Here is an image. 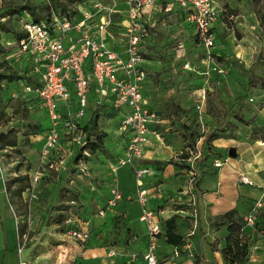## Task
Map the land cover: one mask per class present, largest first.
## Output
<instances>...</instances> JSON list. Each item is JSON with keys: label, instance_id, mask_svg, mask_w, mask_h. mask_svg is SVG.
Here are the masks:
<instances>
[{"label": "rangeland", "instance_id": "1", "mask_svg": "<svg viewBox=\"0 0 264 264\" xmlns=\"http://www.w3.org/2000/svg\"><path fill=\"white\" fill-rule=\"evenodd\" d=\"M102 1L108 3L111 0ZM217 2L225 7L223 23L218 24L223 31L221 34L216 32L217 39L210 49L211 54L197 44L192 31H188L190 27L179 22L167 26L159 44L150 46L148 50L153 60L152 79L160 89L156 108L163 122L158 129L167 144L180 143V152L170 160L175 158L185 167L191 168L192 165L200 170L204 169L206 161H213L214 156L222 161L227 158L222 165L231 161L227 155L230 146H237L238 155H247L255 138L264 141V124L254 121L258 109L264 106V102L259 103L260 95L257 92L260 78L264 77V36L259 25L264 15V0ZM25 3L44 16L59 10L61 4L67 8H75L78 4L70 0H0V23L19 30L18 14L12 11L15 6ZM0 44L4 48L0 62L8 60L11 69L21 71L25 61H12L15 56L11 50L16 43L9 32L1 29ZM8 67L7 63L3 65L0 73L7 71L5 68ZM251 74L255 75L253 85H249ZM24 87L19 81L7 83L0 80V131L13 128L17 140L14 147L0 148V166L3 170L0 205L3 210L10 211L7 220H4V215L2 219L0 216L1 250L4 231L7 232L11 226L16 233V221L19 243L25 241V247L34 245L39 251L53 250L58 243L67 242L66 234L73 223L76 227L84 225L92 243L97 241L110 245L115 262L133 264L132 258L140 256L144 249L140 248L137 235L125 228L122 209L126 201L132 199L125 196L119 206H116L118 203L114 207L107 204L113 179L118 177L107 160H114L119 155L124 140V136L120 135L122 133L117 131L116 113L113 114L109 105H99V116L87 131L86 136L91 141L102 139L101 145L87 156L92 158V163L85 169L88 177L79 170L83 167L80 161L86 158L81 156L75 165L76 159L70 156L74 145H71L70 137L66 134L61 137L60 158L65 162L71 159L70 162L62 167L60 174L54 169L33 184L29 176L37 165L39 143L51 126V120L44 107L37 104ZM174 105L184 109L177 112L178 117L171 112ZM85 112L89 116V111ZM209 134L218 138L203 147L201 158H195L194 151L190 152L189 148L192 139L201 143ZM75 149L74 153L77 147ZM256 154L261 158L262 151ZM251 156L256 159L253 154ZM25 174L27 179L9 184L11 178ZM193 183L195 186V179ZM22 185L25 188L19 192ZM32 191L35 196L30 195ZM8 218L12 219V224ZM157 252L159 264H192L183 256L173 258L169 250L162 246L157 247ZM74 261V256L59 257L60 264H73Z\"/></svg>", "mask_w": 264, "mask_h": 264}, {"label": "built area", "instance_id": "2", "mask_svg": "<svg viewBox=\"0 0 264 264\" xmlns=\"http://www.w3.org/2000/svg\"><path fill=\"white\" fill-rule=\"evenodd\" d=\"M157 1L111 0L104 3L102 0H86L78 4V13L72 17L52 14L50 21L35 22L30 18L23 20L21 28L25 36L18 42L20 55L24 59L29 58V73L37 81L34 87L26 85L24 89L35 93L39 104L44 107L51 120V126L47 128L38 150L37 165L29 176L33 184L52 171L61 172L65 166L66 162L60 158L62 135L67 134L71 145H74L71 147V157L75 147H79L84 155L89 156V151L83 148L87 142L86 133L78 127L76 119L82 117L86 111L91 88L98 96L108 99L117 113L124 107L127 109L122 111L123 117L118 123V131L129 133V140L122 156L111 163V169L115 172L119 167L129 165L137 180L136 199L141 206L139 218L145 223L149 238L143 262L137 264H159L157 235L160 232V223L155 220L154 211L147 206L151 194L141 181L144 175L151 174V169L135 166V160L143 156L148 134L153 133L158 138L161 135L156 128L151 129V126L156 127L162 119L147 105L143 94L147 73L143 65L142 46L156 20L152 18V12L155 9L160 11L155 6ZM119 4H123V8H119ZM174 5L185 11L187 22L193 26L195 41L211 54L210 49L215 46L212 29L223 5H219L217 0H169L164 10L170 11ZM114 14H119L120 19L114 20ZM72 93L76 97L77 106L61 112L60 102L67 103ZM197 107L201 108L200 105ZM195 147L192 152L195 158L200 157V143H196ZM226 161L227 158L222 161L216 157L213 164L221 167ZM83 164L80 161L83 167L79 170L84 175L87 174V167ZM190 166L194 171V167ZM0 175L3 178L1 166ZM187 182L186 192L189 193L194 185L192 177ZM240 182L252 184L249 177L242 174ZM109 193L107 204L114 207L123 195L115 185L110 188ZM34 194V191L30 192L31 196H35ZM263 206L264 199H256L244 218L245 224L255 227L258 210ZM67 233L81 242L86 241L89 236L86 228L72 227ZM24 243L25 241L19 243V253L24 248ZM261 246L264 248V239ZM182 251L192 253L189 242L182 245ZM180 254V249L174 247L172 257L176 259ZM18 264L28 263L20 259Z\"/></svg>", "mask_w": 264, "mask_h": 264}, {"label": "crops", "instance_id": "3", "mask_svg": "<svg viewBox=\"0 0 264 264\" xmlns=\"http://www.w3.org/2000/svg\"><path fill=\"white\" fill-rule=\"evenodd\" d=\"M167 1L169 0H158L156 2L155 6L156 8L159 7L160 11L155 9L152 12L153 15L151 16L152 18H156V20L152 23L149 35L144 40L142 46V53L147 55L146 57L143 56V65L147 73L143 94L147 105L157 113L158 109L156 107L160 89L152 79L153 69L151 65L153 64V60L149 57L150 53L148 50H150V46L159 44L161 34L165 33L167 26L171 27L178 22L180 25L187 24L190 27L188 31H192L191 34L194 33L193 26L187 22L185 11L182 8L174 5L170 11L164 10ZM222 11H225V7H223ZM230 17L232 18V16ZM219 23H223L220 14L213 25L212 30L214 35H216V32L217 34H221L223 31V27L221 29L218 27ZM216 39L217 36L215 37V42ZM257 92L260 95L259 103L264 102V89L261 87L257 88ZM99 96L91 88L88 92L89 102L86 107V110L89 111V116L85 112L82 117L76 119L78 127L86 134L89 131L88 128L92 125V114L94 117L99 116L97 112L92 113V110L98 109L101 104L110 103L104 96ZM76 106L77 100L72 93L67 103L60 102L59 109L61 112H64L72 110ZM126 110L124 107L122 111ZM122 111L116 112V122L118 121V123L123 117ZM172 114L174 113L172 112ZM256 116L254 121L264 124V106L258 109ZM85 127L88 129L87 131ZM153 128L156 127L152 125L151 129ZM120 135L124 136V140L121 150L119 149V155L114 160H107L105 158L109 161L110 168L111 163L122 156L129 140V133H122ZM43 140L42 138L39 147ZM202 143L203 141L200 143V147ZM235 147L238 153V148L237 146ZM258 151H262L261 158H258L256 154ZM178 152H180V143L167 144L162 134L158 138L153 133H149L143 156L135 160V166H144L151 169V174L144 175L141 181L145 187L149 188L151 194L147 206L154 211L155 220L159 221L161 226V234L158 237L157 245L168 249L170 254L172 253L174 245L168 244L164 235L166 230L165 221L174 217L177 233L182 235V239L185 242H189L192 251L191 254L187 252L180 254L176 259L183 256L190 260L192 264H224L225 260L220 249L225 245L224 238L227 234V228L226 225L217 226L213 222L215 217L231 209H236L242 218H245L253 202L256 199H264V170L261 169H264V141L262 138H255L250 144L249 154H237L236 158L238 159L231 158V161L222 165V167L214 166L213 161L217 157L214 156L213 161H206L207 164L204 165L203 170L196 169L192 171L191 168L189 169L176 161L175 158L170 160L173 155L177 156ZM251 154L256 156L255 160ZM91 159L87 158L83 161L87 168L88 164L92 163ZM70 160L66 161V163L70 162ZM75 165L77 166V163ZM115 172H117L118 177L117 179H113V185L123 195V198L119 200L116 206L122 204L125 196L132 199L126 201L125 207L122 209L126 224L125 228L137 235L138 244L141 249H144L140 256L131 260L133 264H137L143 262V255L148 249L149 242L147 227L139 218L141 206L136 199L137 180L132 167L122 166ZM241 174L248 176L252 184L241 183ZM85 176L88 177L89 173L85 174ZM190 177H192L193 181L195 179V186L193 185L192 191L187 193V181ZM0 178H2L1 175ZM8 212H10L8 209L3 210L0 205L1 219L2 215H4V220H7L6 218L10 217V213ZM8 220L12 224V219L8 218ZM256 220L261 221L258 229L249 224H244L242 228V235L244 238H249L250 240V255L248 260L242 264H264V248L261 246V241L264 239V217L257 213ZM84 224L86 226L85 222ZM14 225L16 233L11 226H9L7 232L4 231L2 250L0 248V264H18L20 259L26 261L28 264H60L59 257L63 258L65 256H74L75 261L73 264H121L112 259V247L110 245L97 241L92 243V238L84 242L77 241L70 237L68 233L66 234L68 241L58 243L57 246H54L53 250L39 251L33 247L34 245H31L28 247L24 246L19 253L17 221ZM72 226L77 229H85L84 225L76 227L72 223ZM90 229L92 230V225ZM157 258L159 259L158 252Z\"/></svg>", "mask_w": 264, "mask_h": 264}, {"label": "trees", "instance_id": "4", "mask_svg": "<svg viewBox=\"0 0 264 264\" xmlns=\"http://www.w3.org/2000/svg\"><path fill=\"white\" fill-rule=\"evenodd\" d=\"M72 3H84L86 0H70ZM77 4V6H78ZM61 8L59 10H55L52 11L51 13H49L48 15L44 16L39 12H36L34 7H32L29 4H19L17 6H15V9L12 11V13H16L17 15V19H18V23H19V30L16 29H12L9 26H7L5 23H0V29L3 32H9V35H11L13 37L14 42L16 43V46L11 50V54L13 56H15L13 58L12 61H18L19 60H24L25 64L23 65V68L21 69V71H15L13 69L10 68V61L7 60V58L5 57V60L7 61H1L0 62V68L3 67V65H5L6 63L9 65L8 68H5L7 71H3L0 73V80H5L7 81V83H14V82H21L24 84V86L26 85H31V86H35L37 85V81L35 80V77H33V75L31 73H29L30 71V65L28 64V59H24L19 52L18 49V42L20 39H22L25 36V32L22 30L21 28V23L23 20H26L27 18H30L32 21L35 22H39V21H50L51 20V16L52 14L58 15V16H62L63 14L68 16V17H72L75 14L78 13L77 11V6L75 8H67L66 5L61 4ZM119 8H123V4H119L118 5ZM225 12V11H224ZM224 12L222 11L220 13V17L222 20V16L224 15ZM79 15V14H78ZM114 20H119L120 19V15L119 14H114L113 17ZM259 25L262 29V35L264 36V15L261 17L260 21H259ZM194 36V35H193ZM195 39V38H194ZM4 52V48L3 46L0 44V54H2ZM143 56H147L144 53H142ZM249 85H253L254 84V80H255V75L251 74L250 78H249ZM261 79V83H260V87L262 89H264V77L260 78ZM30 94L33 95L34 101L38 104L39 100L38 98L35 96L34 92H30ZM27 93V94H29ZM25 105L27 106V108H30V106L28 105V103H25ZM109 105V107H111V111H114L113 114L116 113L115 109L112 107V105L110 104H101L102 107ZM174 113L175 117H178L177 112H183L184 109H181L178 105H174L173 109L171 110ZM99 113V110H92V113ZM97 120V117L92 118V123L94 124ZM89 129V128H88ZM88 129L85 130L87 131ZM156 129L160 132V130L158 129V126H156ZM161 134V132H160ZM163 136V135H162ZM218 138V136L214 135V134H209L207 135V137L204 139L202 145H201V154L203 151V147L205 145H207L210 141L214 140ZM193 143L191 145L190 150L194 151L195 150V144L196 141L193 140ZM16 130H14L13 128L6 130V131H0V148H6V147H14L16 145ZM102 143V139L99 138L98 140L95 141H91L89 139V137H87V142L86 144L83 145L84 149H87L89 151V153H91L92 151L96 150L98 148L99 145H101ZM81 156H84V158L87 159V155H84L82 153V150H80L79 147H77V151L76 153H74L73 158L76 159V162H78L81 159ZM190 157V156H189ZM205 157L202 156V158ZM201 158V157H200ZM190 169V167H189ZM194 170H196V167H194ZM27 175H17L13 178H11V180L9 181V184L19 180V179H27ZM25 188V185H22L19 189V192L22 191ZM261 210H258V213L260 216L264 217V206L260 208ZM216 222L214 221L213 224L217 225V226H222V225H226L227 228V234L224 238L225 241V245L220 249V252L223 255V258L225 260L224 264H242L244 261L248 260L249 255H250V240L249 238H244V236L242 235V228L244 226V220L242 218V216L238 213V211L236 209H231L226 211L223 214L218 215L217 217H215ZM261 223V221L256 220V229H258L259 224ZM166 224V230H165V240L168 244H172L174 245V247H177L178 249H180L181 254H185V251H182V245L185 243V241L182 239V235H180L179 233H177L176 231V223H175V219L174 217H171L169 219H167L165 221ZM260 228H262V226H260ZM161 234V226H160V232L158 233L157 237H159V235Z\"/></svg>", "mask_w": 264, "mask_h": 264}, {"label": "water", "instance_id": "5", "mask_svg": "<svg viewBox=\"0 0 264 264\" xmlns=\"http://www.w3.org/2000/svg\"><path fill=\"white\" fill-rule=\"evenodd\" d=\"M237 149L235 146H230L228 147L227 149V155L230 157V158H236L237 157Z\"/></svg>", "mask_w": 264, "mask_h": 264}]
</instances>
